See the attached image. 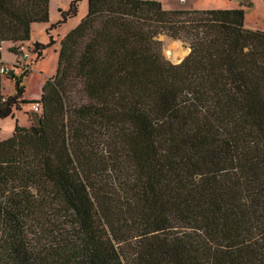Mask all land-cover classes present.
<instances>
[{"label":"trees","instance_id":"1","mask_svg":"<svg viewBox=\"0 0 264 264\" xmlns=\"http://www.w3.org/2000/svg\"><path fill=\"white\" fill-rule=\"evenodd\" d=\"M48 20L49 0H0V67L3 41L18 56L0 119L30 105L0 139V264H264V31L242 7L88 0L26 99L54 40L24 64L17 43Z\"/></svg>","mask_w":264,"mask_h":264},{"label":"rangeland","instance_id":"2","mask_svg":"<svg viewBox=\"0 0 264 264\" xmlns=\"http://www.w3.org/2000/svg\"><path fill=\"white\" fill-rule=\"evenodd\" d=\"M71 0H49V20L47 23H36L31 28V39L41 43H47L51 35L54 40L53 44L49 45L44 50V56L38 58L31 65V70L26 78V88L23 98L38 99L40 97L41 87L46 78L55 73L58 59V49L61 38L86 14L88 9V0H78L75 7V13H72L67 19L55 27L49 29L47 27L56 23L60 19L59 9H68ZM163 8L166 9H190V8H234L242 7L244 9V25L252 29L264 31V0H158ZM77 22V23H78ZM73 25V26H72ZM72 26V27H70ZM58 38L57 42L56 39ZM158 39L162 43V53L166 59L171 62H179L189 51V47L180 39H173L165 34H159ZM7 43V42H5ZM170 49V50H169ZM172 50H178L181 53L176 57L171 56ZM1 55L10 57L13 62L16 61L17 55L7 49L4 44H1ZM35 53L30 52V59L35 58ZM171 56V57H170ZM18 71V70H17ZM4 93L13 91V80L8 82L3 80ZM30 108L29 104H23L19 110H14L13 116H7L0 119V139L7 138L11 135L15 122L19 125L26 126L29 124L28 112L25 110Z\"/></svg>","mask_w":264,"mask_h":264},{"label":"built area","instance_id":"3","mask_svg":"<svg viewBox=\"0 0 264 264\" xmlns=\"http://www.w3.org/2000/svg\"><path fill=\"white\" fill-rule=\"evenodd\" d=\"M18 51L20 52L19 59L23 61L22 64L27 62V59L30 58V52H32L33 45L29 41H21L17 43ZM21 64V63H20ZM11 68V64H3L0 67V72L6 74ZM4 79H9L8 77L4 76ZM35 111L40 110V104L38 102L32 105Z\"/></svg>","mask_w":264,"mask_h":264},{"label":"crops","instance_id":"4","mask_svg":"<svg viewBox=\"0 0 264 264\" xmlns=\"http://www.w3.org/2000/svg\"><path fill=\"white\" fill-rule=\"evenodd\" d=\"M78 22V21H77ZM77 22H75L73 25H75V24H77ZM72 25V26H73ZM72 26H70V27H72ZM31 28H32V26H31ZM30 33H31V31H30ZM57 40H58V38L56 39V42H57ZM30 43H32V39H31V36H30V38H29V40H28ZM5 42H7V43H5ZM34 42V41H33ZM1 44H4V46L7 48V49H9V47L12 45V42H10V41H3ZM60 47V46H59ZM14 54V53H13ZM43 56H44V52H43ZM1 59L5 62V63H7V64H12V63H14L13 62V58L12 59H10V57H4L3 55H1ZM51 77V76H50ZM6 80V82H8L10 79H5ZM25 82H26V80H25ZM25 88H26V84H25ZM41 93V92H40ZM24 95V94H23ZM26 99H28V98H26ZM29 121V120H28ZM27 126V125H26Z\"/></svg>","mask_w":264,"mask_h":264},{"label":"bare ground","instance_id":"5","mask_svg":"<svg viewBox=\"0 0 264 264\" xmlns=\"http://www.w3.org/2000/svg\"><path fill=\"white\" fill-rule=\"evenodd\" d=\"M169 50H170V49H169ZM170 53H171V56H172V57H176V56L179 55L181 52L178 51V50H172ZM181 54H182V53H181ZM171 56H170V57H171Z\"/></svg>","mask_w":264,"mask_h":264}]
</instances>
